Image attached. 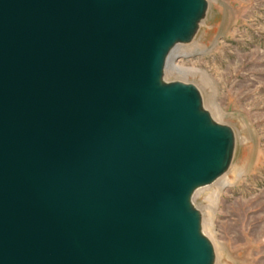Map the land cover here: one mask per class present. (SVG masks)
Masks as SVG:
<instances>
[{"label":"water","instance_id":"water-1","mask_svg":"<svg viewBox=\"0 0 264 264\" xmlns=\"http://www.w3.org/2000/svg\"><path fill=\"white\" fill-rule=\"evenodd\" d=\"M208 0H0V264H217L195 192L236 133L165 79Z\"/></svg>","mask_w":264,"mask_h":264},{"label":"rangeland","instance_id":"rangeland-1","mask_svg":"<svg viewBox=\"0 0 264 264\" xmlns=\"http://www.w3.org/2000/svg\"><path fill=\"white\" fill-rule=\"evenodd\" d=\"M208 1L193 41L172 52L165 79L196 84L213 117L236 133L228 171L193 197L216 263L264 264V0Z\"/></svg>","mask_w":264,"mask_h":264},{"label":"bare ground","instance_id":"bare-ground-1","mask_svg":"<svg viewBox=\"0 0 264 264\" xmlns=\"http://www.w3.org/2000/svg\"><path fill=\"white\" fill-rule=\"evenodd\" d=\"M215 39V38H214ZM217 41V40H216ZM213 43V42H212ZM199 52H200V49H199ZM187 55V54H186ZM249 163V162H248ZM245 168V167H244ZM241 169V168H240ZM243 171V170H242ZM241 171V172H242ZM240 172V173H241ZM236 175V174H235ZM234 179H236L235 177H234ZM228 180H230V179H228ZM233 181V180H232ZM225 182V181H224ZM226 182H227V179H226ZM229 182V181H228ZM226 184V183H225ZM224 185V184H223ZM221 188V187H220ZM221 190V189H220ZM216 193V192H215ZM217 194H219V193H217ZM209 196H210V194H209ZM210 198V197H209ZM212 198V197H211ZM213 199V198H212ZM215 200H217V198L215 199ZM213 201V200H212ZM216 204V203H215Z\"/></svg>","mask_w":264,"mask_h":264}]
</instances>
